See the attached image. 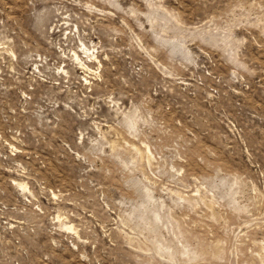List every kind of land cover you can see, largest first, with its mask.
Here are the masks:
<instances>
[{
    "label": "rangeland",
    "instance_id": "obj_1",
    "mask_svg": "<svg viewBox=\"0 0 264 264\" xmlns=\"http://www.w3.org/2000/svg\"><path fill=\"white\" fill-rule=\"evenodd\" d=\"M0 264H264V0H0Z\"/></svg>",
    "mask_w": 264,
    "mask_h": 264
},
{
    "label": "bare ground",
    "instance_id": "obj_2",
    "mask_svg": "<svg viewBox=\"0 0 264 264\" xmlns=\"http://www.w3.org/2000/svg\"><path fill=\"white\" fill-rule=\"evenodd\" d=\"M19 186H21V187H25V186H24L23 184H21V183L19 184Z\"/></svg>",
    "mask_w": 264,
    "mask_h": 264
}]
</instances>
